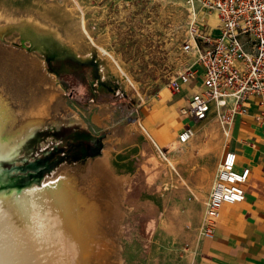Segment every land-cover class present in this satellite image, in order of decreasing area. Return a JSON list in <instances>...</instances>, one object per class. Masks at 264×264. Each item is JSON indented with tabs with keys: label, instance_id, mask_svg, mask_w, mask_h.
I'll list each match as a JSON object with an SVG mask.
<instances>
[{
	"label": "rangeland",
	"instance_id": "rangeland-1",
	"mask_svg": "<svg viewBox=\"0 0 264 264\" xmlns=\"http://www.w3.org/2000/svg\"><path fill=\"white\" fill-rule=\"evenodd\" d=\"M188 23L186 0H0V98L10 111L3 136L12 148L1 162L0 189L16 181L27 184L18 189L23 195L67 180L93 215L97 248L88 264L180 263L188 228L177 197L166 186V203L138 201L144 169L131 154L135 143L121 162L129 173L116 176L113 149L99 155L109 131L99 104L127 99L136 116L148 97L168 91L195 59L182 47ZM91 58L102 66L99 80L119 83L120 95L99 94L100 81L92 86L93 76L79 74L77 62ZM137 129L146 156L151 140L138 122ZM96 139L100 145L88 153ZM8 191L13 201L3 210L19 203Z\"/></svg>",
	"mask_w": 264,
	"mask_h": 264
},
{
	"label": "crops",
	"instance_id": "crops-1",
	"mask_svg": "<svg viewBox=\"0 0 264 264\" xmlns=\"http://www.w3.org/2000/svg\"><path fill=\"white\" fill-rule=\"evenodd\" d=\"M205 18V30L212 31L218 26L215 14L208 13ZM214 21H217L215 25ZM213 33L218 32L214 30ZM202 90L203 79L198 74L180 93H172L168 88V91L161 90L148 97L141 114L136 116L132 101L127 99L99 104L104 109L100 112L106 113V116L100 113L101 122L109 126L108 140L103 142L99 155L104 154L106 147L113 149L115 154L111 159L117 163L116 176L123 177L129 173V168L121 162L135 143L138 150L131 154L143 162L141 168L144 169L138 201L151 207L155 202L166 203L170 195V191H165L166 186L172 188L173 197L179 201L180 216L186 227L190 226L184 233L186 239L180 247L179 264H264V139L263 127L254 118L264 109V95L253 97L248 105L249 112L237 115L230 132L226 133L215 109L200 123L181 114L180 108L187 106L191 97ZM98 93L120 95L119 91L106 88ZM137 122L142 129L145 127L147 133L143 131L151 140L146 156L142 154ZM187 125H193L196 133L190 141L182 143L178 140L179 134ZM227 150L237 154L238 170L250 169V177L244 184L246 198L240 203L224 205L214 237L203 238L199 229L206 201ZM139 171L141 169L136 168L132 177L137 178ZM192 194L194 197L190 199Z\"/></svg>",
	"mask_w": 264,
	"mask_h": 264
},
{
	"label": "built area",
	"instance_id": "built-area-1",
	"mask_svg": "<svg viewBox=\"0 0 264 264\" xmlns=\"http://www.w3.org/2000/svg\"><path fill=\"white\" fill-rule=\"evenodd\" d=\"M186 4L189 23L182 47L194 55L195 61L173 77L168 88L172 93H180L193 76L201 74L203 90L196 92L180 112L194 123H200L214 107L229 133L235 117L249 112L250 100L264 95V0H186ZM208 13L218 18L216 35L213 29L205 30ZM134 111L138 113L139 108ZM254 118L263 127L264 139V109ZM195 133L194 126L187 125L178 140L186 143ZM249 177L250 169L238 170L237 154L227 150L206 201L199 229L201 237H214L224 205L245 200L244 184ZM193 197L192 194L189 198Z\"/></svg>",
	"mask_w": 264,
	"mask_h": 264
},
{
	"label": "bare ground",
	"instance_id": "bare-ground-1",
	"mask_svg": "<svg viewBox=\"0 0 264 264\" xmlns=\"http://www.w3.org/2000/svg\"><path fill=\"white\" fill-rule=\"evenodd\" d=\"M9 117L0 98V166L12 149L3 136ZM38 125L39 121L31 122L27 133L33 135ZM66 181L30 187L23 195L18 189L24 183L10 181L0 189V264H88L97 248L93 215L82 210L80 195ZM11 189L19 203L3 210L5 202L13 201L5 192Z\"/></svg>",
	"mask_w": 264,
	"mask_h": 264
},
{
	"label": "flooded vegetation",
	"instance_id": "flooded-vegetation-1",
	"mask_svg": "<svg viewBox=\"0 0 264 264\" xmlns=\"http://www.w3.org/2000/svg\"><path fill=\"white\" fill-rule=\"evenodd\" d=\"M79 63V64H78ZM78 64V72L80 75H91L93 76L94 78H92V84L94 83V81H100L102 87L105 89H112V90H115V91H119L120 93H122V88L121 86H119V83L115 82L116 84L115 85H110V83H106L102 80H99L100 77L98 76L99 74H97L102 66L99 64V62L96 60V59H93L91 58L90 60L88 61H82V62H77ZM83 70H86V73H83ZM114 84V83H113ZM101 141L99 139H96L93 141V143H88L86 144V148H87V151L88 153H92L94 151V149L96 147H98V145H100Z\"/></svg>",
	"mask_w": 264,
	"mask_h": 264
},
{
	"label": "trees",
	"instance_id": "trees-1",
	"mask_svg": "<svg viewBox=\"0 0 264 264\" xmlns=\"http://www.w3.org/2000/svg\"><path fill=\"white\" fill-rule=\"evenodd\" d=\"M45 161L47 160V158L46 159H44ZM45 161H43V162H45ZM42 162V161H41ZM43 164V163H42Z\"/></svg>",
	"mask_w": 264,
	"mask_h": 264
},
{
	"label": "water",
	"instance_id": "water-1",
	"mask_svg": "<svg viewBox=\"0 0 264 264\" xmlns=\"http://www.w3.org/2000/svg\"><path fill=\"white\" fill-rule=\"evenodd\" d=\"M51 170V166H49V171Z\"/></svg>",
	"mask_w": 264,
	"mask_h": 264
}]
</instances>
